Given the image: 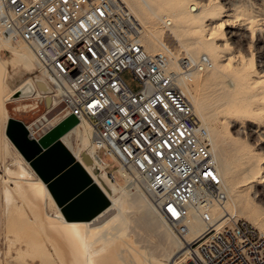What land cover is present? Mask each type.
Wrapping results in <instances>:
<instances>
[{"label":"built area","instance_id":"2783aa9c","mask_svg":"<svg viewBox=\"0 0 264 264\" xmlns=\"http://www.w3.org/2000/svg\"><path fill=\"white\" fill-rule=\"evenodd\" d=\"M141 29L123 0H0V30L31 47L46 71L45 97L63 117L90 123L98 155L115 160L185 240L188 258L176 264H264L263 233L225 211L210 214L226 194L179 84L208 64L207 56L179 54L178 69H170L166 50L143 48ZM125 68L140 82L137 89L121 77ZM106 173L115 178L113 169ZM190 206L206 225L186 239Z\"/></svg>","mask_w":264,"mask_h":264},{"label":"bare ground","instance_id":"6f19581e","mask_svg":"<svg viewBox=\"0 0 264 264\" xmlns=\"http://www.w3.org/2000/svg\"><path fill=\"white\" fill-rule=\"evenodd\" d=\"M123 1L142 25L139 40L143 48L148 52L166 50L170 69H178L179 54L190 58L200 54L207 56L208 64L192 70L188 80L181 76L179 84L189 99L198 126L204 130L203 133L199 132L206 136L226 194L222 204L211 206L210 214L212 217L220 216L225 211L234 218L247 216L260 223L262 230L256 228L264 234V218L246 187L253 186L259 175L264 176V169L256 170L255 162L249 159L231 160L225 147L217 140V130H221V126L217 127L216 122L211 121L218 109L235 118L251 117L255 112L254 98L259 93L255 92L257 86L249 81V74L243 67L219 55L220 45L217 44L216 34L210 31L217 28L223 32L224 26L230 23L229 18L217 17L218 5L211 2ZM158 19L162 21V30L156 25ZM168 29L170 32L166 34ZM168 42L173 47L178 43L185 53ZM3 48L10 51V58L2 57ZM240 55L242 59L245 58ZM22 68L27 72L36 69L38 73L33 71V78H23ZM33 86L36 90H33ZM21 88L25 92H35L30 95L31 99L35 98L38 102L45 100L46 91L50 90L46 71L38 67L34 53L25 41L10 40L0 30V157L5 162L4 171L7 174L5 178L0 174V192L6 204L5 208L0 205V221L5 223V237L9 241L5 253L0 252V261L5 260L6 264H176L179 260H187L185 240L170 229L146 193L135 182L129 181V175L121 167L115 171L122 177V182L108 176L105 167L108 162L98 155L90 136L91 125L85 119L77 120L60 134L59 139L84 166L109 203L87 219L68 220L64 217L45 182L5 132L6 121L10 117L7 104ZM47 99L50 101L49 97ZM211 103L215 105L213 113L208 110ZM35 104L22 102L15 105L13 110L27 112L38 106ZM50 104L51 107L44 114L52 112L56 101H50ZM59 114L62 119L63 113ZM43 125L40 124L35 130L26 126L30 133L39 135L47 129L38 133ZM73 134H76V142L73 141ZM10 150L15 153L11 160L13 167L7 162ZM243 175L245 178L241 180ZM46 205L53 207L54 212L47 211ZM188 214L190 218L184 238L192 239L204 229L206 222L191 206ZM141 230L145 237L151 232L157 234L158 241L165 246L162 249L166 260L150 254L147 245L141 244ZM2 233L0 228V235ZM10 243L14 245V252ZM147 254L150 256L147 257Z\"/></svg>","mask_w":264,"mask_h":264},{"label":"rangeland","instance_id":"374dc122","mask_svg":"<svg viewBox=\"0 0 264 264\" xmlns=\"http://www.w3.org/2000/svg\"><path fill=\"white\" fill-rule=\"evenodd\" d=\"M198 1L217 3L218 5L217 17L222 19L229 18L230 23L229 25L224 26L223 32L219 31L217 28H214L210 31L216 34L215 38H217L216 40L217 44L220 45L219 55L222 56V58L224 57L225 59H229L230 61L232 60L234 64L243 67V70L247 74H249V77L251 79V80L249 79V81L252 82L254 86L255 85L257 86L255 92L256 93L259 92L261 94L260 95L259 93H257L258 95L255 96L254 98L255 112L251 117L235 118L233 116L226 115L223 112H220L218 109V113L215 114L213 117H211L212 119L211 121L216 122L217 127L221 126L220 127L221 130L219 128L217 130V140L220 144H222L225 147L227 154L229 155V157H231L230 158L231 160L236 161L238 159H249L255 162L256 170L261 167H263L262 169H264V0H198ZM158 21H160V23ZM215 21L217 22L219 21V19ZM173 24L175 25L174 19H173ZM156 25L158 26L159 29L161 30L163 29L162 21L160 19L157 20ZM165 32L166 34H168L170 30L168 29ZM168 43L172 45L171 42ZM177 44L175 45V47H173L172 45V47L175 49L176 48L179 49L180 47H178ZM182 49L180 48L179 50L182 53H185V50ZM240 53L244 55L245 57L244 59L241 58ZM1 55L2 57L10 58L11 53L8 49L3 48L1 50ZM242 61L245 64H243ZM246 61L247 62L250 61V62L247 63ZM9 71L10 73H12L11 69ZM33 71L34 73H38L36 69L35 70L31 69L28 70L27 72L24 70V68H22V72H21L22 77L24 78V77L32 76L33 78ZM120 74L123 80L131 89H137L140 86V82L132 76V73L130 72L129 69L127 68L122 69L120 71ZM201 76L204 75L201 74ZM33 90H36L34 86H33ZM33 90L30 93L25 92L24 88L17 90L14 96L10 98V102H8L7 106L10 110V116L14 115L15 117H20L28 123L34 120L37 116L45 115L39 121L40 124H44L42 128L37 131L38 133H41L42 130H45L52 124L58 122L62 115L59 114V106H55L52 112L48 114H44L46 110L49 107H51L50 101L48 99H45L42 102L40 101L38 102L35 98L31 99L30 95L32 93L33 94L35 93L33 92ZM17 92L20 93L17 94ZM22 102L31 103V104L36 103L38 106L35 109L33 108L32 111L16 114V112L13 110V107L15 105L21 104ZM213 105H214L213 103L208 105L209 107L208 110H210L211 113H213L212 109H215V105L214 106ZM198 121L200 123V120ZM36 127H38V124L34 125V128ZM73 141L76 142V134H73ZM9 152L11 154L8 155L7 162L10 166L13 167L14 165L11 163V160L15 156V153L12 152V150H10ZM22 155L24 156L23 153ZM99 155L103 160L108 162L106 166V170L113 169L115 171V169L117 168V162L113 159L106 158L101 153V151H99ZM4 164L5 162L1 160L0 157V174L1 177L3 176L2 178L7 177V174L4 171ZM114 177L117 179L118 182H122L123 180L120 174H118L116 171L114 172ZM244 178L245 176L243 175L241 180H244ZM257 179L258 180L253 183V186L251 187L246 186V187L248 188L253 199L255 200V203L258 209H260L261 215L264 218V176L259 175ZM9 184H11L10 181ZM0 205L1 206L3 205L2 207L4 208L6 207L5 199L3 193L1 192H0ZM46 206H47V211H49L50 213L54 212L53 207H51L50 205H46ZM241 218L248 220L250 223H252V225L257 227L259 230H262L260 223L252 221L247 216L244 217L241 216ZM0 228L3 232L0 235V250H1L0 252L5 253V251L8 248L9 241L5 237L6 236L5 223L2 220L0 221ZM140 232H139V236L142 238L141 244L147 245L148 247L147 249L149 250L150 254L160 257L162 260H166L165 251L162 249L165 248V246L164 244H161L158 241L157 234L155 232H151L149 235L145 237V234H143L144 232L142 230ZM10 248L13 251L14 245L11 243H10ZM150 254H147V257H149ZM0 262L1 264H6L5 260H1ZM9 264H14V263H9Z\"/></svg>","mask_w":264,"mask_h":264},{"label":"water","instance_id":"95a60500","mask_svg":"<svg viewBox=\"0 0 264 264\" xmlns=\"http://www.w3.org/2000/svg\"><path fill=\"white\" fill-rule=\"evenodd\" d=\"M46 89L44 88L43 90ZM45 99H47V97H45ZM76 121L77 118L75 115L68 114L62 117V119H60L58 122L48 127L36 138L27 137L28 128L23 123V121L18 118L11 116L8 117L5 126L6 134L15 143L18 149L24 154V156L27 158L28 162L37 172V174L43 179V181L45 182L46 186L48 187L51 195L53 196L54 200L56 201L60 209L61 206L63 205L57 202L55 196L52 193L50 186L51 184H54V180H51V178H53L54 176L58 178L65 176L68 170L70 169L66 167L70 163H73L72 165H75L74 163H79L81 165V163L77 159H75L73 154L67 149L64 143L59 139L60 134H62L67 128H69ZM55 156H59V162L57 163V165L51 166L50 162ZM91 180L93 181L92 178ZM88 199H90V196L87 195L85 196V198H82L81 196L73 198L70 202L65 204L63 208L69 210L80 208L82 206L81 203L85 200L88 201ZM104 206H102L100 209H102ZM99 210L91 214L88 218L92 217ZM63 215L65 218H67L64 213ZM67 219L74 220V219H82V218H67Z\"/></svg>","mask_w":264,"mask_h":264},{"label":"crops","instance_id":"0c3cea01","mask_svg":"<svg viewBox=\"0 0 264 264\" xmlns=\"http://www.w3.org/2000/svg\"><path fill=\"white\" fill-rule=\"evenodd\" d=\"M23 112L24 111H21V112L19 111V112H16V114L23 113ZM11 117H15V116L13 115ZM15 118L22 120L25 125H28L29 128H31L32 130H35L38 127L34 128V125L35 124H38V126L40 125L39 119H41L42 116H37L30 123L26 122L20 117H15ZM34 136H37V134ZM27 137H32V136L27 135ZM58 162H59V156H55L50 162V165L55 166L57 165ZM72 164L73 163H70L67 165L66 168H70V169L68 170L65 176L60 177V178L54 176L53 178H51V180H54V184H51L50 188L57 202L63 206L67 204L68 202H70L73 198H76L79 196H81L82 198H85L86 195L90 196V199H88V201L85 200L81 203L82 206L80 205L81 206L80 208L70 209V210L64 208V211L67 214H69V217H75V218L87 217L88 215H90L91 213L99 209L101 205V201H102V193H101L100 188L94 185V181L91 180L92 177H90L89 174L84 170L85 168H83L84 167L83 165L82 167L79 163H74L75 165H72Z\"/></svg>","mask_w":264,"mask_h":264},{"label":"trees","instance_id":"16d2710c","mask_svg":"<svg viewBox=\"0 0 264 264\" xmlns=\"http://www.w3.org/2000/svg\"><path fill=\"white\" fill-rule=\"evenodd\" d=\"M18 93H20V92H17V94ZM94 185L95 186H97L95 183H94ZM98 187V186H97ZM99 188V187H98ZM101 193H102V201H101V205H100V207H99V209L102 207V206H104L105 204H107V198L105 197V195L103 194V192L101 191ZM99 209H97V210H99ZM61 210L63 211V213L65 214V216L67 217V218H75V217H69V214H67L65 211H64V208H63V206H61ZM96 210V211H97ZM95 211V212H96ZM94 213V212H93ZM93 213H91V214H93ZM90 214V215H91ZM90 215H88L87 217H81L82 219H85V218H88Z\"/></svg>","mask_w":264,"mask_h":264}]
</instances>
